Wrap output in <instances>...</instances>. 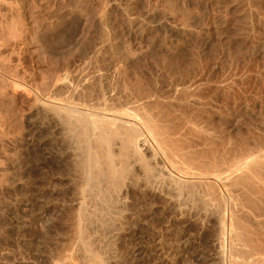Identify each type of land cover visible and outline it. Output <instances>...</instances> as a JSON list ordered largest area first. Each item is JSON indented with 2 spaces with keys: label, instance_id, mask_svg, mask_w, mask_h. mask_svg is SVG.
Here are the masks:
<instances>
[{
  "label": "rangeland",
  "instance_id": "1",
  "mask_svg": "<svg viewBox=\"0 0 264 264\" xmlns=\"http://www.w3.org/2000/svg\"><path fill=\"white\" fill-rule=\"evenodd\" d=\"M182 1H0V28L3 30L0 29V43L3 40L2 42L7 47H9V44L12 49L11 52L10 48H6L8 51L3 49L4 51L2 52L5 53L3 55L0 54L2 56L0 60L3 59L2 63L0 62V77L11 69L5 76H2L3 78H0L1 80L3 79L2 81L0 80V264H47L43 259L49 255L50 249H52V254L57 255L59 252L53 246L44 248L42 245L44 232L43 228H41L42 225H40L42 221L40 222L39 220H42L45 212L43 213V208L41 209V202L46 196V199L53 197L62 198V195L64 196L63 191L71 186L72 179L65 166L56 165V167L54 162L47 164L49 160L57 161L61 157L65 159V155L57 153V148L54 151L52 147H46V144H49V140H53V143L54 141L58 142L59 138L56 136L58 140H55L54 134L48 133L46 128L48 121L47 112L45 113V110H42L43 108L38 106V103L37 105L35 103V95L32 93L35 92L36 94V89H34L36 83L38 85L40 82V85L44 82L50 86V88L47 86V90L45 87L39 86L41 89L39 88L40 92L37 90L38 93L42 91L43 93L41 94H45L52 89L57 79L59 80V78H63L64 75L67 76L68 74V85L72 86L74 84L72 87H79L80 85V91L82 86H85L82 91L85 90L84 92L87 93L90 90L87 95L89 96L91 93L94 100H91V95L90 97L85 96L88 100L86 98L83 99L86 102L88 101L87 104H94L99 101L97 98L102 100L104 91L105 93L106 91L108 92L106 87L109 84V79L111 81L109 85L114 87L108 95L112 94L113 96L119 88L118 86L120 88L122 86L123 91L129 88L127 92H131L132 95L128 94L130 97L132 96V100L144 99L150 96L148 93H157L165 96L168 95L165 93L171 90L173 85L176 86L181 82L190 84L191 81L203 79L204 82L207 81L213 85L225 86V89L223 88V91L207 92L200 98L201 100L199 99L198 104H190L188 111L183 109L187 108V106L176 108L179 115L183 113L180 115L183 118L179 117L181 120H190L189 122L196 123L198 128L200 129L201 127L200 130H203V132H199L200 135L206 133L203 136L201 135V137H198L199 135L197 136L196 134L199 133L196 132H194V136L193 132L191 133L192 135L187 136L190 132L184 129L185 132L182 128L184 124H182V134L185 133L187 147L188 145L192 146V144V147H195H188V149L196 150L201 148L204 154L207 153L206 157H208V154L211 155L210 152L212 154L214 152L213 155H217L218 152V159L222 158L219 159L220 161L233 163L237 158H241L238 156L246 155L243 152H250L256 146L258 149L260 144L264 143L263 138L260 137L264 136V52H254L256 50L253 51L252 49L258 45L260 37L264 36V0H194L196 4L193 0ZM155 3L157 6H155ZM6 12H8L7 15H5ZM105 18L106 20H104ZM101 19L104 22L103 24ZM6 20H9V23ZM134 20L140 21L141 24ZM10 22L13 23L12 27H15L11 30L13 31L12 34H15L13 35L14 38L17 36L15 40L11 38L12 34L10 37L5 35L9 34L7 33L9 28L12 29V23L10 24ZM3 26L6 27L2 28ZM7 27L8 29H6ZM5 39L7 41H4ZM8 40L14 41V43L8 42ZM4 43L0 44L2 48L6 47L5 45L3 47ZM116 43L119 48L115 46ZM2 48L0 47V52ZM117 49H119V53H117ZM7 52L9 55L6 54ZM94 54L99 59H96ZM6 58H9L10 61ZM8 61L9 64L7 66L4 65ZM1 66L5 67L2 68ZM6 67L7 70H5ZM105 72L107 75L104 74V77L100 78ZM7 75H12V77L14 76L16 80L20 81L19 85L16 84L19 87L17 86L16 89L12 90L13 88L9 85H3V82L5 83L7 80ZM90 76L104 80V82L102 84L101 80L100 82L99 80L95 82ZM42 77L47 81L45 82ZM105 78L106 80L109 78L107 82H105ZM52 79L54 80L52 81ZM85 79L87 82H85ZM82 80H84L83 83ZM90 80L91 82L94 81L95 85L93 84L94 82H90L88 85ZM69 82H72V84ZM27 83L32 85L28 84V87ZM98 84L100 91L96 86ZM117 84L118 86H116ZM87 86L88 90L86 91ZM96 87L98 91H96ZM24 88L26 90L29 89L26 91ZM114 88L117 89L114 90ZM91 89L92 91L96 89L94 90L95 93L91 92ZM101 89L104 90L102 91ZM97 92L98 94L96 95ZM138 94H141V96ZM95 95L96 97L94 98ZM100 95L102 96L99 97ZM234 113H237L234 124L228 123L227 117L230 118ZM186 114L189 115V119ZM188 121L181 122L186 123ZM195 135L199 139L198 141L189 140L191 137L195 140ZM257 141L259 144H255ZM199 144L203 148L206 146V151L201 146L199 147ZM208 149H210V152H208ZM242 149H245V151ZM257 149L255 148L253 151ZM199 153L200 150L197 152V155L200 156L201 154ZM65 160H68L67 152ZM63 163L66 164L67 162ZM53 165L55 170L58 169L59 171H54V176L49 177L46 170ZM44 175L47 177L45 178ZM51 178H54L59 183V186L54 188L53 191L48 186ZM135 179H137L136 176ZM132 182H130L131 184L124 190L122 195V199L124 198L122 205L124 206L121 205V210L124 209V213L122 212L121 217L115 222L116 232L113 230L111 232L112 235L109 233L108 236L106 235V240L104 238L105 242L108 237V244L106 245L108 248L106 247L103 256H106L107 263L134 264L127 253L136 244L140 246L144 244L143 246L150 249H148V255L152 254L151 256L154 258L152 260L153 264H159L160 260L164 258L170 262L172 261V264L232 263L230 262L232 259H229L231 258L229 255L230 251L228 252V249L230 250L228 246L233 241V238L229 237L230 232L226 235V244L223 243V245L221 243L223 239L220 234L221 229L219 227L221 225L217 218L218 215H213L211 211H202L199 207V202H196L197 204L195 202L192 203L193 206H191L189 214L187 212H185L186 214L182 213V211H179V213L178 210L172 214L171 211H168L170 209H165L166 205L160 199V196L158 197L156 194L153 197L147 196L151 200L155 199L152 203L151 200H148L150 203L147 202L148 206L146 205L145 211L140 214L144 226L141 230L142 233H138L134 238L129 237L134 220L130 213L132 211L129 210L137 206L139 199L143 197L142 193L138 190L139 193L136 191L137 187L132 185L134 181ZM218 190L221 191L222 189L218 186ZM70 199L71 196L66 195L65 202L54 201L55 203H48L47 216L53 217L51 219L53 220L51 222L53 226L60 224L67 227V225L72 224V211L75 210L74 207L76 206ZM247 205L246 209L250 207L249 211L252 213L258 212L256 211L258 207L252 211L251 208L255 206ZM224 207L223 209H229L228 206ZM39 214L41 215L39 216ZM241 216L242 214L240 213L238 217ZM243 217L244 215L241 219ZM247 218H244L242 222L245 221L243 222L245 225L250 223L248 224L250 226L252 223L250 220L248 222ZM171 223H173L172 226H170ZM114 226L113 228H115ZM69 230L70 228L67 229V231ZM67 231L62 228V234L65 233L67 235ZM178 234L184 235L181 241L178 240ZM55 235L51 233V236ZM68 235H71V230ZM185 241L188 243H184ZM233 243L236 244L237 242L233 241ZM183 244L186 245L184 246ZM102 245H105V243H102ZM244 257H238L239 261H241L240 264L247 263L243 262Z\"/></svg>",
  "mask_w": 264,
  "mask_h": 264
},
{
  "label": "bare ground",
  "instance_id": "2",
  "mask_svg": "<svg viewBox=\"0 0 264 264\" xmlns=\"http://www.w3.org/2000/svg\"><path fill=\"white\" fill-rule=\"evenodd\" d=\"M186 1H192V0H186ZM194 2L196 4V1ZM155 6H157L156 3H155ZM7 13L8 12L4 14L7 15ZM104 16L106 17L105 14ZM102 19H101V22L103 24L104 22ZM10 20L12 21V19ZM104 20H106V18ZM12 22H10V24ZM136 22L138 24H141L140 21L139 22L136 21ZM8 23L7 25H9ZM2 25H6V24H2ZM12 26H13V23L11 27ZM4 27L6 26H3L2 28ZM8 27L6 29H8ZM13 28L15 27H12V29L9 28L8 29L9 32L4 30L7 33H9L5 35L6 36L9 35L10 37L13 32L11 31L13 30ZM13 35L15 34L13 33L11 38H14ZM11 38L10 40H12ZM15 39H17V36L13 40ZM2 41L0 43L1 45L2 43H4ZM4 41H7V39H5ZM8 42L14 43V41H9V40ZM1 45L0 47L2 48ZM4 45L5 43L3 44V47L5 46L6 47L2 48L0 52V54L2 55L5 53L2 51H4L6 48H10V52L12 50L9 44H8L9 47H7V45L5 46ZM116 45L117 43L115 44V46ZM116 47L119 48V45ZM252 49L253 51L256 50L254 52H264V36L262 38L260 37V42L258 43V45H256ZM118 50L119 49H117V51ZM5 51H8V50L6 49ZM119 52L120 51H118L117 53ZM6 54L9 55L8 52ZM120 54L122 55V53ZM94 56L96 59L98 58L96 57L95 54ZM6 59L9 60V58H6ZM1 61H3V59H1L0 62ZM9 61L7 62V64L3 62L4 65L7 66L9 64ZM1 67L4 68L5 66H1ZM5 70H7V67ZM114 73H115V70H114ZM114 73H111V74H114ZM6 74L2 76H5ZM104 74H106V72L103 73V76H101L100 78L104 77ZM97 75H100V74H97ZM65 76L66 75H64L63 78H59V80L56 78L57 79L56 84H53L52 89L47 91L45 94H41L43 93L42 91L41 93H38L37 90H39L40 87H45V89L47 90V86H49L47 85V83H44L41 81L42 84L39 85L40 82L37 81L39 82L38 85L37 83L36 85L33 84L34 86H36L35 88L34 86H32L34 89H36L35 90L36 94L35 92L32 93L35 95L36 105L38 103L39 104L38 106L42 107L43 108L42 110H45L44 111L45 113L47 112L48 121L46 123L47 124L46 128H47L48 133L51 132L50 134H54L53 136L55 140H58L59 138L58 142L54 141L52 143L53 140L52 139H51L52 141L49 140L48 142L49 144H46V147L50 146L52 147V150L57 148V153L59 152L60 155H65V159H66V152H67L68 160H70V161L65 160L63 157L59 156L61 157V158L58 157L59 160L57 159H56L57 161L49 160L47 164H51L52 162H54L55 166L56 165L60 167L65 166L67 169L66 171L69 173V176H71V179H72L71 181L72 183L70 182L71 186L69 188L66 187L67 189L64 188L65 189L63 191L64 196L62 195V198L53 197V198L46 199L47 197L46 196L43 198L41 202L42 207L41 206L40 207L41 209L43 208V213L45 212V215L42 217V220H39L40 222L42 221L40 225L43 226V227L41 226V228H43V232H44V235L42 238L43 241L42 240L40 241H42V245L44 248H50V246H53L54 248L59 250V252L56 255V254H52L51 253L52 249H50L49 255L45 256L43 259L47 262V264H109L106 262V258H105L106 256L103 257L105 253V249L107 247L106 245L108 244L107 243L108 237H107V241L105 242H104V238L106 240V235L108 236L109 233L111 234V232H113V230L116 229L115 222L118 221L119 217H121L122 212L124 213L123 211L124 209L121 210L122 208L121 205L124 199V198L122 199V195L124 193V190L129 186V184H131L130 182L132 181H134V184L132 185L134 187L135 186L137 187V189L135 188L136 191L138 190L140 193H142L144 198L141 197L142 199H139L140 201L137 200L139 201L137 206L133 205L134 208L132 210H129V211H132L130 213L132 214L131 217H133L134 219L133 224L131 225V230L129 232V237L134 238V236L137 235L138 233H142L141 230L144 226L142 223V219L140 218V214L142 213V211H145L146 205L148 206V203H150L149 201L151 199L147 198V196L153 197L155 194L158 195V197L160 196V199H162V201H164L163 203H165L166 205V207L164 206L165 209H170L168 211H171L172 214L175 213L176 210H178V212L182 211V213H185V212L188 213L191 209V206H193L192 203L199 202V207L202 209V211H206V212L211 211L213 212V215L214 214L218 215V217L217 216L216 217L218 218L219 224L221 225V226L219 225L220 227L219 226L218 227L221 229L220 231L222 233L220 232V234L223 239V242L221 243L226 244L225 242L226 235L229 234V232H230L229 237L233 238L234 242H237L236 244H234L233 241L231 240L232 243L230 241L231 244L230 246H228V248H230V250L228 249V252L230 251L229 255L231 257L229 259H232V261L230 260V262H232L233 264H240L241 261H239L238 257L245 256L247 257V258L244 257L243 259V262H247L245 264H264V211H263L264 210V207H263V203H264V143H262L264 140V136H260L263 138V140H261L262 138L260 139L262 141L261 142L262 144H260L258 149L256 145H255L256 147L254 146L257 150L253 151L255 149L253 148V150L251 149L252 151L250 150V152H246L245 149L244 150L242 149L243 151H245L243 153H246V155L244 154L245 156L243 155L238 156V157H241V158H237L239 159L238 161L236 158H234L236 159V161L233 159L234 160L233 163H228L225 161L223 162V160L220 161L219 159H222V158L218 159V156H217L219 155L218 152H217V155L215 154L217 156L216 157L215 155H213L214 152L212 154V152L209 151L210 149H208V152H210L212 156L208 154V157H206L207 156L206 152H205L206 154H204L203 153L204 151L203 152L201 151V148L196 149L197 152H199L200 150L199 154H201V152L203 154L199 156L197 155L196 150L192 149V148H195V147H192L193 146L192 143H191L192 146L188 145V147H192V148H189L191 150L188 149L186 145L187 142L185 141L186 136L184 135L185 133L182 134L181 126L182 124H184L182 126L183 130L186 129L190 132L189 133L187 131L189 133L187 134V136L190 135L192 132H193L192 133L193 136H194V132L199 133L201 131L200 130L201 127L199 125L200 127L199 129L196 123L193 124L194 123L193 121H192L193 123H191L189 122L190 120L189 121L181 120L180 118H183V116L180 117V115L183 113L179 115L178 110H176V108H183L187 106V108H183V109L185 110L187 109L186 111H188L189 109L188 106H190V104L192 103L198 104L199 99L204 94H206L209 91H223L225 89L224 88L225 86L222 87V85H219V84L213 85L207 82L206 80H205L206 82H204L203 79L195 80L193 82L191 81L190 84H188V82L187 83L181 82V83H178L176 86L173 85V88H171V90L168 91L169 93L165 91L167 92L165 94H168V95L163 96V95H158L157 93H154V94L151 93L152 94L151 95L150 93H148L150 96L148 97L144 96L146 97L144 99L132 100L131 99L132 96L130 97L129 95L131 94V92L130 93L129 91L127 92L129 88L127 87L128 89H126V91H123L124 90L123 87L121 86L120 88L118 84L116 86H118L120 89L118 87H117L118 89L114 88V90L117 89L116 93H114L115 95L114 94L113 96L112 94L108 95L109 92H111L113 90L112 88L114 87V86L112 87L111 85H109L111 81L108 78L109 84H107V87H106V90L108 89V92L106 91L105 93L104 91V94H102L104 96L102 95L99 96V97L102 96V100H100L101 98L99 99L97 98V100H99L98 102L96 101L94 104L93 103L87 104L88 101L86 102L85 99L83 98H86L88 96L87 94H89L88 92H90V90L87 91L88 86L86 89L87 93L84 92L85 90L82 91L83 87L85 86H82V90L80 91V88H79L80 85L78 83H80L81 80L80 82L76 83L79 85V87H76V86L72 87L74 84L72 86H69L67 82L68 74L66 77ZM90 78L94 79L95 82L96 80H99V79H96V77L93 78L90 76ZM114 78H117V77H114ZM44 79L45 78H43V80ZM7 80L8 82L6 83ZM7 80L5 81V83L3 82V85L4 84L9 85L11 88H13L12 90L16 89V87L20 84L19 83L20 81L16 80V78H14V76L12 77V75H7ZM53 80L54 79H52V81ZM107 80L105 82H107ZM44 81L46 82L47 80H44ZM116 81H114V83H116ZM23 82L25 81L23 80ZM83 82L84 80H82V83ZM85 82H87V80ZM90 82L91 80L88 82V85ZM95 82L93 83L94 85H95ZM102 82H104V80L103 81L101 80V84ZM69 83L72 84V82H69ZM16 84L18 85L16 86ZM28 84L29 83L26 84L28 87L29 85H32V84H29V85ZM91 85L92 84H90V86ZM123 85L125 84L123 83ZM96 86L98 87L99 84ZM48 88H50V86ZM99 88L100 87H98V89ZM24 89L26 90V88ZM98 89L96 91H98ZM94 90L92 91L91 89V92L95 93ZM97 94L98 92L96 93V95ZM90 95L88 97H90ZM96 95L94 96V98L96 97ZM139 96H141V94ZM91 98H92L91 100L93 101L94 99L92 95H91ZM86 100H88V98H86ZM186 111L184 112L186 113ZM184 117L186 118V116ZM187 117L188 119L190 118L189 115ZM236 118H237V113H234L230 118L227 117V121L228 123L230 122L234 124V121L236 120ZM180 120L183 122L185 121H188V122L183 123ZM201 132H203V130ZM200 133L196 135L197 136L199 135L198 137H201V135L203 136L204 134H206V133L204 134L202 133L200 135ZM197 136L195 137V140L192 139V137L191 138L188 137V138H190L189 140L195 142L199 140L197 139ZM208 137H209V133H208ZM255 144H259V142L257 141V143ZM198 146L200 147L201 145L199 144ZM205 148L206 146H204V148L202 147V149H205ZM54 157L56 158L55 155ZM226 159L227 158L225 157V160ZM63 162H67V163L64 164ZM229 162H232V161H229ZM55 166L53 165L47 168L48 170L46 171L49 177L55 174L54 171L58 170V169L55 170ZM135 176L137 177V179H135ZM44 177L46 178L47 176L44 175ZM54 178L53 179L51 178V180L48 183V186L52 191L54 188L59 186V183L57 182V180H54ZM218 186L222 189L221 191L218 190ZM66 195L71 196L70 200L73 203H75V206H76L74 207L75 210L74 208H72L74 210L72 211L73 218L71 217V219H73V222L72 224L70 223L71 225H67V227L61 226L60 224L58 226L56 225L53 226V223H51L53 222V220H51L53 219V217L51 218L47 216L48 214L47 205L48 203L50 204L51 202H54V201L55 202L57 201L65 202ZM140 195H137V196H140ZM133 198L135 199V197ZM153 200H151V203L153 202ZM247 204L255 206L251 208L252 211L254 208L258 207L257 208L258 210H256L258 212L252 213L251 211H249L250 207H247L246 209ZM224 206L225 207L228 206L229 208L228 210L230 214ZM131 207H132V204H131ZM223 207L225 209H223ZM226 210L228 213L226 212ZM240 213L242 214V216L244 215L243 219H241L242 216L238 217ZM40 215L41 214H39V216ZM245 216L248 217L247 218L248 222L249 220L251 221L252 224L250 226H248V224L250 223H247L245 225L243 223L245 221L242 222V220L246 218ZM172 224L173 223H171L170 226H172ZM113 226L115 228H113ZM62 228L63 230H66V231L67 229L70 228L71 235L70 236L68 235V232L70 230L67 231V235L65 233L62 234ZM51 233H54L56 235L51 236ZM177 237H178V240L181 241L184 235L178 234ZM102 243L103 244L105 243V245H102ZM184 243H188V242L185 241ZM143 245L140 246L139 244H136L132 246L129 249V252L127 253V255L131 258V262L134 264H153L152 260L154 258L153 256H151L152 254L148 255L149 248ZM236 245L237 246L240 245V246H238L237 248ZM186 247L188 248V246ZM239 247H241V249H239ZM222 250L221 252L224 253ZM244 250L247 252H245ZM171 262L168 259L164 258L160 260L159 264H172Z\"/></svg>",
  "mask_w": 264,
  "mask_h": 264
}]
</instances>
